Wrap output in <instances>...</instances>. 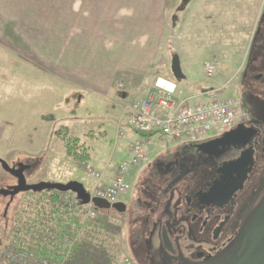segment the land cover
I'll return each instance as SVG.
<instances>
[{"label":"rangeland","instance_id":"obj_1","mask_svg":"<svg viewBox=\"0 0 264 264\" xmlns=\"http://www.w3.org/2000/svg\"><path fill=\"white\" fill-rule=\"evenodd\" d=\"M263 4L264 0H169L168 25L163 39L164 52L161 51L157 63L158 66L162 65V68H157L158 76L173 78L179 90L187 97L212 88L223 87L229 82L222 94L240 103L242 123L251 120L256 125L264 127V87L249 90L241 82L245 64L251 55L252 42L258 33L257 26ZM174 57L180 61L184 75L182 79H177L172 73ZM12 59L16 57L9 46L0 43V138L5 141L1 143L0 139L1 158L11 167H17L18 163L29 164L31 169L25 172L28 184L57 180L69 182L78 179L85 188H91L95 179L66 151L64 138L75 137L72 135L67 137L69 129L63 131L66 134L62 137L57 135V131L64 124L72 129L74 120H77V131L82 130L91 135L81 138L95 154L102 156L103 160H108L116 142V126L120 116L124 107L132 102L136 92L129 95L125 87L117 86L108 96H97L87 91L77 95L75 90L73 95L75 99H71L64 106L62 89H51L49 84L37 87L34 81H27L30 75L26 77L21 73V65L14 63ZM205 61L216 62L220 72L214 77H207L203 72ZM21 74H24L23 79L20 78ZM31 75L35 79L37 74L31 73ZM147 92H142V95L146 96ZM204 100L205 103H209L210 96L205 95ZM191 102L195 105L197 99ZM59 110H68L75 118L67 117L71 121L66 123L60 121L57 119L58 116H55ZM41 114L45 115L44 119H40ZM213 137L217 136H208L204 140ZM127 143L124 142V147ZM154 143L155 157L148 164L143 165L138 173L137 170L141 167L129 171L131 188L124 198L130 194L131 203L127 205L124 213L113 210L114 229L109 228L113 231L116 227L121 229L122 217L126 221L125 229L127 223H130L127 245H125V234L123 233L121 237L125 246L122 247L120 256L129 255L138 264H179V260L174 255L168 253L166 263L160 260L158 255V245L161 244L160 228L166 221L171 220L163 216L164 210L171 209L174 212L176 210L175 205L168 201L170 193L165 194L164 185L168 179L162 183H155L159 174L156 170L152 171L149 165L158 157H164L165 153L176 148V145L190 142L171 143L161 137L156 138ZM99 148L107 155L100 153ZM118 155L117 151L112 158L113 164H118L121 157ZM258 172L261 175L253 176L241 196L248 206L259 202L260 192L264 187L262 183V188L257 190V185L264 182V171L258 169ZM15 183L16 177L6 172L0 164V189ZM59 195L55 197L53 194H47L46 191L40 193L26 191L17 194L11 201L10 196L0 195V264H19L8 258L9 249L11 245L21 248L26 241H40L49 249H52L51 246L65 249L61 241L52 245L38 236L30 239L29 234L53 228L62 238H77V222H75L77 212L84 209L83 215L86 218L87 209L78 208L72 213L61 211L58 205ZM50 197L54 200L50 201ZM182 213L183 210L175 215L181 219ZM98 214L99 212L96 218ZM136 214L143 219H138L139 222L135 223L132 221ZM50 218L61 219L60 221L68 219L72 230L61 233L51 223ZM182 220L186 222L184 218ZM257 222L256 237L249 241V247L253 245V248L261 253L264 251V214ZM75 243L76 246L77 240ZM73 249L62 264H69L74 258ZM260 257L264 259V254Z\"/></svg>","mask_w":264,"mask_h":264},{"label":"crops","instance_id":"obj_2","mask_svg":"<svg viewBox=\"0 0 264 264\" xmlns=\"http://www.w3.org/2000/svg\"><path fill=\"white\" fill-rule=\"evenodd\" d=\"M168 7L169 0H0V43L9 46L16 57L12 60L21 65V73L26 77L30 75L27 81H34L37 87L49 84L51 89H62L64 106L75 99V90L77 95L87 91L108 96L115 86L125 87L129 95L136 92L132 101L139 100L145 97L142 92L149 93L152 89L158 76L157 68H162L157 63L161 51L164 52ZM31 73L37 74L35 79ZM68 110H59L55 116L65 123L70 122L67 117L74 115ZM44 117V114L40 115V119ZM63 126L69 129L67 137L72 135L85 145L86 162L103 172L104 181L109 182L117 165L113 164L112 158L117 151L118 157L121 156L119 161L128 157L124 142L131 137L120 139L121 144L115 142L108 160H103L81 138L91 135L77 131V120H74L72 129L67 124ZM0 139L1 143L5 142L2 137ZM99 151L107 155L101 148ZM110 162L112 165L109 166ZM123 201L129 205L130 194ZM175 210H164L163 216L177 217L178 205ZM114 211L100 210L96 219L85 218L84 209L77 212V250L69 264H123L124 256L120 255L122 247L129 241L130 223L125 229L126 221L122 217L121 229L110 230L114 226ZM133 219L132 222L136 223L143 217L136 214ZM49 220L61 233L72 230L68 219ZM123 233L125 245L121 239ZM24 244L46 251L47 256L54 255L52 249L40 241H26Z\"/></svg>","mask_w":264,"mask_h":264},{"label":"flooded vegetation","instance_id":"obj_3","mask_svg":"<svg viewBox=\"0 0 264 264\" xmlns=\"http://www.w3.org/2000/svg\"><path fill=\"white\" fill-rule=\"evenodd\" d=\"M257 32L241 76L249 90L264 87V4ZM240 124L254 130L247 141L210 143L218 136L180 144L151 164V170L159 174L155 183L168 179L164 185L165 194L170 193L168 201L178 205L179 212L183 210L181 219L174 217L160 228L158 255L164 263L169 253L179 264H264L260 257L264 251L249 247L264 214V182L257 185V190L262 188L258 203L248 206L241 198L253 176L261 175L258 169L264 171V127L248 120L233 129ZM30 169L29 165L26 171ZM17 182L16 178L15 184L5 187ZM163 228L172 247L164 241Z\"/></svg>","mask_w":264,"mask_h":264},{"label":"built area","instance_id":"obj_4","mask_svg":"<svg viewBox=\"0 0 264 264\" xmlns=\"http://www.w3.org/2000/svg\"><path fill=\"white\" fill-rule=\"evenodd\" d=\"M203 72L207 77H214L220 72L214 61H205ZM229 82H227L228 84ZM212 88L193 96H184L177 82L170 76L159 75L149 93L142 99L134 100L124 107L118 124L116 142L125 137L128 139L126 152L128 157L118 162L114 177L104 181V173L93 164L79 162L94 179L95 183L88 191L91 198L98 197L113 204L124 200L130 190L128 179L132 168L148 164L156 154V138H165L168 142H197L208 136H221L231 131L242 122L240 103L232 97H225L222 92L227 87ZM205 95L210 102L205 103ZM197 99L195 105L192 100ZM112 165L111 162L108 164ZM58 205L61 211L75 212L81 207L73 193H60ZM86 218L94 219L98 210L92 202L85 205ZM38 236L50 244L61 241L65 249L55 259L39 256L35 251L11 245L8 258L19 264H62L72 253L77 238L63 237L53 228L29 234L30 239ZM61 244V243H60ZM123 264H138L131 256L123 258Z\"/></svg>","mask_w":264,"mask_h":264},{"label":"water","instance_id":"obj_5","mask_svg":"<svg viewBox=\"0 0 264 264\" xmlns=\"http://www.w3.org/2000/svg\"><path fill=\"white\" fill-rule=\"evenodd\" d=\"M172 73L177 79H182L184 77L181 71L180 61L177 57H174L172 61ZM254 135V130L252 128H245L242 124L239 127L232 129L231 131L223 134L221 137L214 139L210 143H217L219 141L235 142L237 140L247 141L250 137ZM0 164L2 168L18 179L16 185L10 186L8 188L0 189V194L5 196H10L12 199L21 192L33 191L35 193H40L43 191H58V192H72L77 196V199L82 205H87L92 200L94 206L98 210H115L119 213H124L127 209L125 202L109 203L108 201L94 197L91 199L90 194L87 189L77 180H72L69 182H47L42 181L34 184H28L25 177V171L29 169V165L25 163H18L17 167H11L6 161H4L0 156ZM163 238L168 247H172L171 240L168 231L163 228Z\"/></svg>","mask_w":264,"mask_h":264},{"label":"trees","instance_id":"obj_6","mask_svg":"<svg viewBox=\"0 0 264 264\" xmlns=\"http://www.w3.org/2000/svg\"><path fill=\"white\" fill-rule=\"evenodd\" d=\"M67 129H68L67 127L61 126L60 129H58V131H57V135H60L62 137L63 135L66 134L63 131H66ZM64 140H65V147H66L67 154L69 156L73 157L74 160H76L77 162H81V161H86L88 159L87 149H86L84 144L79 143L78 138L77 139H75V138H69V139L64 138ZM46 192H47V194H53V196H55V197L60 194L57 191H46ZM52 197L49 198L50 201L54 200ZM22 245H24V246H21L22 249H31V250L35 251L37 254H44L45 256H47V252L43 251L42 249L36 250V249L31 248V247L25 246V244H22ZM51 248H52V254H54V255L52 257L47 256L50 259L54 258L55 256H61L62 255V253H60L63 251L62 247L59 248V247L51 246ZM75 250H77V245L73 249V253L75 252Z\"/></svg>","mask_w":264,"mask_h":264}]
</instances>
